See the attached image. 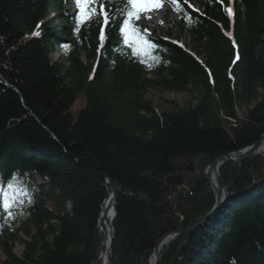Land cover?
<instances>
[{
	"label": "trees",
	"instance_id": "1",
	"mask_svg": "<svg viewBox=\"0 0 264 264\" xmlns=\"http://www.w3.org/2000/svg\"><path fill=\"white\" fill-rule=\"evenodd\" d=\"M65 1L0 0V185L15 175L32 200L0 211L3 264H99L97 220L110 185L109 264H148L160 237L197 224L213 206L205 167L264 131V0H232V19L229 0H199L194 9L172 0L179 20L167 34L188 33L198 59L131 21L153 45L133 55L119 31L124 0L105 2L103 42L100 16L77 34L69 23L79 9L69 14ZM89 8L99 12V3ZM182 91V103L153 102ZM218 171L226 199L159 264H264V156Z\"/></svg>",
	"mask_w": 264,
	"mask_h": 264
},
{
	"label": "snow or ice",
	"instance_id": "2",
	"mask_svg": "<svg viewBox=\"0 0 264 264\" xmlns=\"http://www.w3.org/2000/svg\"><path fill=\"white\" fill-rule=\"evenodd\" d=\"M76 7L79 9L75 20L77 23L76 32L78 34L80 26L86 21L93 17L100 16L103 18V26L100 29L99 39L103 42L106 39L105 27L109 24L110 14L105 10V2L110 0H74ZM99 3V12L96 8H89L90 4ZM175 3V0H173ZM160 4L153 3L152 0H126L125 5L120 9V17L122 24L120 25L119 31L123 37V43L132 49L133 55L148 54L153 45L145 43L142 38L138 35L141 31L135 27L131 21L134 17H138L140 11H144L150 8H158ZM229 15L231 16L232 9L229 8ZM39 27V26H38ZM145 32L147 30H144ZM36 33H34L35 35ZM141 45H143L141 47ZM21 197L27 198V202L31 203V193L25 187L22 186V182L17 176H12L5 182L4 185H0V211L11 214L13 205L21 201Z\"/></svg>",
	"mask_w": 264,
	"mask_h": 264
},
{
	"label": "rangeland",
	"instance_id": "3",
	"mask_svg": "<svg viewBox=\"0 0 264 264\" xmlns=\"http://www.w3.org/2000/svg\"><path fill=\"white\" fill-rule=\"evenodd\" d=\"M167 0H152L153 3H159L160 4V9L161 11H165L167 9L166 5L164 4ZM192 4L197 5V0H191ZM153 8L150 9H146L144 10V18L141 19L140 13L142 11H140L138 13V22L142 25H144L148 31H152L154 29L158 30L159 33L165 32L166 27H168L172 17L171 14L169 12H164V15H162L160 12H156V16L157 17H151L149 18V13L152 11ZM149 12V13H148ZM159 17V18H158ZM158 19V20H157ZM180 39L182 40V42L186 43L187 39L182 35L180 37ZM52 58L56 57L55 53H52L51 55ZM187 99V92L186 91H182V92H177V93H173V92H169V93H163V94H157L153 96V102L154 104L157 106H159V108L162 109H166L167 108V102L166 100H173L176 103H182L183 101H185ZM81 105V100L78 99L74 102L72 110H74L77 106ZM236 114H241L240 111L237 109L236 110ZM182 163H180L179 165H181ZM188 165V164H187ZM194 168V165L192 164V169ZM194 169L190 172H193ZM30 178H35L33 175H29ZM39 180L36 179V182H38ZM47 208L52 209V206L50 204H47ZM106 219V218H105ZM107 225H108V218L105 220L104 225L100 226V229L98 228V236H99V243L101 244L103 242L101 236L103 234H105V231H107ZM103 229V231L101 230ZM103 233V234H102ZM101 235V236H100ZM107 235V233H106ZM18 237L20 239H23V235H18ZM100 246V245H99ZM22 250V244L20 242H16L13 246L12 252L14 255L19 256ZM6 259L3 256V253L1 251L0 248V264L5 263Z\"/></svg>",
	"mask_w": 264,
	"mask_h": 264
},
{
	"label": "water",
	"instance_id": "4",
	"mask_svg": "<svg viewBox=\"0 0 264 264\" xmlns=\"http://www.w3.org/2000/svg\"><path fill=\"white\" fill-rule=\"evenodd\" d=\"M264 136V131L263 133L261 134L259 140L257 142H255L254 144L248 146V147H245L241 150H238L236 152H232V153H229V154H225V155H222V156H219V157H216L209 165L208 167L206 168V173H205V177L206 179L209 181V177H208V173L207 171L208 170H213L214 171V176H215V185H212L213 188H214V191H215V201H214V205L213 207L211 208V210L201 219L198 221L197 224L193 225V226H188V227H185V228H179V229H176L175 231H171V232H168L166 234H164L162 237H160L153 249H152V253L151 255H153L155 249H156V245L157 243L160 241V240H166L165 244H164V247L162 248V250L155 256L154 258V261L152 264H159V261H160V258L161 256L163 255V253H165L169 247L178 239V237L190 232L191 230H193L194 228H196L198 225H200L214 210H216V208L220 205L222 199H223V192H222V188L220 186V183H219V175H218V171L214 168V163L218 160H220V162H231V163H241L242 161L244 160H247L255 155H257L258 153L256 152V149L261 141V139L263 138ZM232 155H236L235 157H232ZM186 170L187 171H192V164L189 163L186 167ZM209 172V171H208ZM175 183H178V182H175ZM110 189H111V193L113 194V198H112V203H114V199H115V196H114V188L112 187V185H110ZM110 228L112 227V218L110 219Z\"/></svg>",
	"mask_w": 264,
	"mask_h": 264
},
{
	"label": "bare ground",
	"instance_id": "5",
	"mask_svg": "<svg viewBox=\"0 0 264 264\" xmlns=\"http://www.w3.org/2000/svg\"><path fill=\"white\" fill-rule=\"evenodd\" d=\"M140 15H141V17H143L144 18V11H142L141 13H140ZM149 16H150V18L151 17H154V12H151L150 14H149ZM257 153H259V154H263L264 153V136H263V138L261 139V141H260V143H259V145H258V147H257ZM236 155H232V157H235ZM220 160H218V161H216L215 163H214V168L216 169V170H218V167H219V165H220ZM209 171V172H208ZM207 171V173H208V177H209V182H210V184H212V185H214L215 184V176H214V171L213 170H208ZM107 204L108 203H106L105 204V208L107 207ZM213 207V206H212ZM211 209V208H210ZM105 215H106V212H105V210L102 212V214H101V218H100V226H102V225H104V223H105ZM165 242H166V240L164 239V240H160L158 243H157V245H156V249H155V251H154V253H153V255H152V257L150 258V264H152L153 263V261H154V258H155V256L162 250V248H163V245L165 244ZM104 243H105V240H104ZM103 259V258H102ZM99 260V262L101 261V259H98Z\"/></svg>",
	"mask_w": 264,
	"mask_h": 264
}]
</instances>
